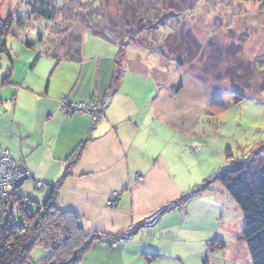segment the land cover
<instances>
[{
	"label": "crops",
	"instance_id": "obj_1",
	"mask_svg": "<svg viewBox=\"0 0 264 264\" xmlns=\"http://www.w3.org/2000/svg\"><path fill=\"white\" fill-rule=\"evenodd\" d=\"M102 40L108 48L103 45L100 55L86 59L83 47L76 45L79 60L57 62L53 80L59 78L58 67L64 68V62L81 64L62 69L64 88L53 89V80L46 89L41 84L35 88L12 76V83L0 91L4 102L0 152L9 151L31 173V181L50 187L61 179L68 159L84 142L56 201L59 209L78 216L85 233L100 236L79 264H204L207 255L217 252H207L209 243L234 226L227 214L237 212L219 183L186 205L167 210L155 225L136 228L130 241L115 248L109 245L114 236L170 205L208 175L190 159L202 157L205 144L190 150L180 144L181 132L186 140L194 136L192 128H180L188 119L179 116L181 107L191 100L181 98L185 80L176 91L177 82L171 83L161 66L164 58H153L145 66L141 57L124 70L118 91L106 97L118 46L113 40ZM66 94L75 103L104 100L100 118L94 121L80 111L65 113L60 97ZM206 105L201 104L200 113H206ZM114 191L121 195L110 207ZM224 259L219 260L228 264Z\"/></svg>",
	"mask_w": 264,
	"mask_h": 264
},
{
	"label": "rangeland",
	"instance_id": "obj_2",
	"mask_svg": "<svg viewBox=\"0 0 264 264\" xmlns=\"http://www.w3.org/2000/svg\"><path fill=\"white\" fill-rule=\"evenodd\" d=\"M29 1L0 0V20L5 21L9 14H12L14 18L26 17ZM68 1L63 0L64 3ZM110 1L115 17L119 9L128 8L127 18L130 24L135 25L133 26L135 32L139 29L137 24H142V27L146 28L149 26L145 20L138 22L139 14L144 15L145 19L151 17L150 20H154L153 25L157 29L150 30L149 34L145 32L141 34L143 28L139 31L141 38L146 37V40L165 39L166 37L178 39L175 45L180 49L187 47L188 43L191 45L190 55L182 56L185 66H179L178 62L169 56L170 54L163 56L160 52L151 51L149 48L128 45L125 49L124 70L130 69L133 66L132 62L141 57H143L142 62L145 66L153 58L159 60L162 57L164 59L161 66L165 70L166 77L171 80L170 82L185 80L187 87L184 92H181V98H191V100L189 106H186L188 101L183 102L181 113L178 114L188 118L183 119L180 128L181 130L182 127L192 128L194 136L186 140L181 132L180 144L186 145L187 150L200 148V143L205 144L203 148L207 150H203L202 157L194 156L190 159L208 175L207 178L219 169L230 166L232 161L243 160L260 148H264V90H261L264 87V72H259L264 70V63H258L264 60V2L238 0ZM94 12L99 14L101 8L97 7ZM141 19L144 18L141 17ZM97 20L96 23H101V20ZM51 24L32 18L26 21L24 29H18L16 26L11 28L3 38L7 50L0 51V82L11 69L13 78L22 80L23 83L26 82L35 88H40L38 84H41L42 88L46 89L47 85L51 84L54 77L51 73L57 66V60L45 55L44 50L50 45V39H59L55 36ZM100 30L103 29L100 28ZM103 32L104 35L97 37L81 25H75L70 31L75 39H82L80 48L83 47L86 59L100 55L104 51L103 45L105 49L108 48L107 43L102 39L111 42V39H115L121 30L120 33H114V36H111L112 33L110 34L108 30H103ZM39 33L44 35L42 43L38 41ZM118 38L122 39V35ZM27 41L32 42L34 46L27 47ZM117 46L119 47L118 42ZM183 52L186 53L187 48ZM40 53H42L41 57L33 65ZM250 63H254L257 70L252 78L248 76L246 70L251 69L253 75ZM63 64L62 69L67 70L81 66L80 61L77 64L73 62ZM62 69L58 67L61 71L56 74L59 78L56 77L52 81L53 89L66 87L67 82L63 79ZM6 89L1 87L0 91ZM237 96H243L244 99L235 103ZM67 100L71 101L69 94L60 97L61 110ZM205 102H207L206 113L202 114L200 107ZM215 102H218L219 107L215 106L217 104ZM211 104H213L212 110L209 109ZM210 111L212 114L209 113ZM261 154H264V150ZM44 186V189L38 188L36 183L29 179L17 192L34 201L38 206L45 201L50 191L51 186L45 183ZM229 199L237 207V212L230 211L226 219L233 221L234 226L231 229L222 230V237L212 240L224 241L227 245L226 249L207 255L205 261L207 260V264H212V258H214L216 264H222L223 262L219 260L222 256L228 264H233V262L252 264L246 244L238 237L244 228L243 213L231 196ZM236 226L237 229H235ZM49 252L50 250L44 246L36 245L31 250L30 258L37 262L48 256Z\"/></svg>",
	"mask_w": 264,
	"mask_h": 264
},
{
	"label": "trees",
	"instance_id": "obj_3",
	"mask_svg": "<svg viewBox=\"0 0 264 264\" xmlns=\"http://www.w3.org/2000/svg\"><path fill=\"white\" fill-rule=\"evenodd\" d=\"M238 1L264 2V0ZM110 3V0H69L67 3H64L63 0H30L27 3L29 7L26 17L18 16L14 18L12 14H9L5 21L0 20V51L4 52L7 50L6 42L3 38L11 28L16 26L18 29H24L26 21L32 18L52 23V30L59 39H50V45L44 50V54L55 58L57 62L63 59L69 61H77L79 59L81 51L80 48H75V46L78 45L80 47L82 39H75L74 35L70 33L75 25L86 27L97 37L104 35L103 30H108L110 34L112 33L111 36H114V33H120L121 30V33L115 36V39H111L116 43L118 42L119 47L115 56L114 70L106 97L115 94L119 89L125 68V49L128 45L149 48L151 51L160 52L163 56L170 54L169 56L173 57L179 66L186 65L184 64L183 57L190 55L189 48L192 47L189 43L185 47L187 48V52L185 53L183 52L185 48L180 49L175 45L178 39L166 37L165 39L146 40V37L141 38L140 35L143 32L149 34L150 30L157 29L153 25L154 20H150L151 17L145 19L144 15L139 14L138 22L145 20L149 26L146 28L142 27V24H137L139 29L135 32L133 30V26L135 27V25L130 24L127 18V14L129 15L128 8H125L124 4L121 3L124 9H119L115 17L113 16L115 14L111 9ZM97 7L101 8L99 14L94 12ZM171 8L173 9V7ZM141 17L144 19H141ZM118 18H120L119 21ZM97 19L101 20V23H96ZM100 28L103 30H100ZM139 31H141V34ZM38 35V41L42 43L44 35L42 33ZM119 35H122V39L118 38ZM68 37L70 38L66 39ZM26 46L31 48L34 44L27 41ZM41 54H38L33 65L41 57ZM258 63L263 64L264 60L258 61ZM249 65L252 68L253 75L251 74V69L247 68L246 70L248 76L252 78L257 71L256 65L254 63H250ZM259 72L262 73L264 70H260ZM11 79L12 70L9 69L7 74L3 76L0 86L4 87L11 84ZM183 85V79L179 80L174 89L178 91L182 89ZM261 90H264V87ZM243 99V96H237L235 103ZM215 103H217L215 106L219 107L218 102ZM104 104L105 102L102 100L101 114L103 113ZM212 107L213 104L209 105V109L212 110ZM209 113L212 114V111ZM83 143L79 145L70 159H68L63 176L50 187L45 201L41 205H38V208L34 212L28 213V230L24 235L16 239V246L7 250L9 254L14 255L24 252L30 258L31 250L36 245H41L49 249L50 252L48 256L37 261V263L79 264L84 254L100 238L98 234L85 233L75 213L61 210L56 205L59 189L65 179L70 176L73 165L80 158ZM263 150L264 148H260L257 152L243 160L232 161L230 166L219 169L201 184L194 186L179 199L166 206L167 210L180 208L191 199L207 191H211L213 185L216 183L221 184L243 213L244 228L239 239L246 244L252 264H264V154H261ZM17 195L20 198H26L19 195L18 192ZM11 234V231L7 230L1 234V238L4 240L9 239ZM120 235L114 236L110 241L118 239ZM225 248L226 243L224 241L216 240L209 243L207 252L213 253ZM204 262L207 264L205 259Z\"/></svg>",
	"mask_w": 264,
	"mask_h": 264
},
{
	"label": "built area",
	"instance_id": "obj_4",
	"mask_svg": "<svg viewBox=\"0 0 264 264\" xmlns=\"http://www.w3.org/2000/svg\"><path fill=\"white\" fill-rule=\"evenodd\" d=\"M1 105L2 100H0ZM63 110L68 114L78 111L83 112L95 121L101 115L102 105L101 101L93 98L84 103H73L67 100L63 104ZM31 178V173L25 166L17 163L9 151L0 152V264H39L32 261L24 252L13 255L7 251L16 246V239L28 230V213L34 212L38 208L37 204L31 199H23L17 195L18 189ZM137 178L138 180L142 179L141 176H137ZM36 186L45 188L43 182H36ZM120 195V191H114L109 196L108 206H115ZM166 211L167 208L162 207L143 219L139 224L131 226L120 235L121 237L110 241V247L115 248L118 244L130 241L134 230L138 227L155 225L160 216ZM7 230H10L12 234L9 239L4 240L1 238V234Z\"/></svg>",
	"mask_w": 264,
	"mask_h": 264
},
{
	"label": "clouds",
	"instance_id": "obj_5",
	"mask_svg": "<svg viewBox=\"0 0 264 264\" xmlns=\"http://www.w3.org/2000/svg\"><path fill=\"white\" fill-rule=\"evenodd\" d=\"M166 207V206H165Z\"/></svg>",
	"mask_w": 264,
	"mask_h": 264
}]
</instances>
